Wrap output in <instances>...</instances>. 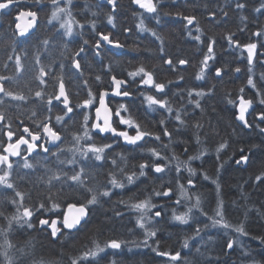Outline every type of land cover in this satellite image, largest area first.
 <instances>
[{
	"label": "trees",
	"instance_id": "16d2710c",
	"mask_svg": "<svg viewBox=\"0 0 264 264\" xmlns=\"http://www.w3.org/2000/svg\"><path fill=\"white\" fill-rule=\"evenodd\" d=\"M237 2L245 3L246 7L242 10L237 9L235 7ZM262 2L264 0H160L157 22L154 14L134 8L131 0H117L118 7L115 13L99 0H72L69 5H65L64 0H61L60 6H67L77 23L83 25V27L74 25V34L70 37L63 36V29H60L57 21L48 23V16L52 10L48 0L39 5L35 4L34 0H22V4L14 5L1 13L0 75L15 77L14 81L2 83L10 90L28 96V100L12 101L0 94V99L5 100L4 105H0V111L5 114V120L0 121V152L9 142L5 135L8 131L5 127L7 123H11V130L16 133L13 137L15 140L18 135L23 134L22 128L25 126L42 134V129H37L36 125L48 117L50 124L55 125L62 134L60 147L65 149L63 152H59L58 149L51 150L58 152L59 159L50 153H35L29 158L36 164L33 169L17 168V163L23 164L20 157L12 160L14 165L12 178L18 189L26 193V206L39 209V202L43 200L48 208L51 207L47 201V186L40 182L41 177L46 179V169L42 165L53 171L62 170L68 174L74 170L79 171L80 167L84 166L88 174L86 175L88 184L100 187L101 190L106 188L110 192V196L100 197L97 205L90 206L86 221L76 232L65 231L63 225L58 223L61 233L54 239L51 236V229L40 226L39 220L43 218L49 221L52 219L62 221V213L65 212L69 201L80 204L86 202V198H90L85 189L72 185L70 181L63 187L62 182L54 181L55 187L52 192L59 191V195L54 199L58 201L60 207L55 211L47 209L35 211L32 229L14 225L9 234L17 248H24L30 253L22 257L13 249L12 252L19 264H31L33 259L37 261L42 259L45 264H71V259L87 250L93 240L103 244L110 239L122 240L125 243L119 250L106 249L105 253L101 254L100 264H111L112 261H115V264H173L167 259L158 258L155 252L153 257L148 254L147 247L141 243L145 239L143 230L137 226L139 213L120 203L127 201L130 204L144 199H150L156 205L148 215L152 218L150 226L155 227L157 231L155 239L160 250L181 252L182 259L175 264H185V259L191 264H253V261L264 264V244L258 239L264 237V183L255 179L257 175L264 173V132L260 131V128H264V121L258 119L259 114L264 113V104L259 103L264 97L262 79L264 36L253 35L255 32L264 31V14L255 11ZM22 9L38 11L39 26L33 36L19 41L12 32V16ZM220 9L227 11L228 16L224 17ZM93 12L96 13L95 16L92 15ZM165 12L172 15H164ZM175 13H180L181 16L194 15L197 20L186 28V21ZM210 13H215V17L210 18ZM108 14L114 15L115 26L107 23ZM241 16L246 19L241 20ZM142 20L144 26L151 31H141L137 28ZM93 21L97 31L109 34L124 47L118 51L109 49L105 44L99 50L101 55L97 56L93 45L99 37L93 31L91 23ZM197 26L200 28L199 33L196 32ZM153 31L163 38V44L152 35ZM229 34H234L233 40L238 41L240 45L250 42L257 44L251 66L247 61V52L228 43L226 37ZM197 35L200 36L199 41L193 38ZM210 38L215 40L214 58L209 61L203 79L197 80L196 74L204 54L207 53ZM44 39L49 40L48 45L41 42ZM85 40L89 41L87 45L84 44ZM80 46L86 49L80 57H76L81 62L83 75L72 67V57ZM37 54L47 73L44 85L35 79L39 75V66L35 59ZM9 55L13 57L12 60L8 59ZM17 55L21 57L24 65V70L19 75L15 72ZM168 58L173 59L172 66L164 63ZM179 59H185L188 63L180 65ZM141 65L154 73L155 81L166 85L164 93L158 94L152 87L142 85L141 76L129 77L128 73ZM237 67L241 69L238 73L235 72ZM249 67L252 68L251 73L248 71ZM216 68L221 69L222 74L219 77L215 74ZM58 75H62L65 80L71 100L70 106L73 107V112L65 116L60 123H57L56 116L63 115L66 111L62 110L63 105L53 101V105L48 106L35 97V91L42 90L47 99V93H52L57 88V81L54 78ZM97 76L101 79L97 80ZM112 76L125 80L127 83L125 90L130 93L126 100L109 101L115 127L135 135L134 128L121 125L120 117L115 116L119 105L124 104L129 111H122L123 116L131 114L143 128L160 135L161 139L157 141L146 137V143L140 141L138 145H124L121 138L112 139L108 135L96 138L91 131L96 143L103 141L112 144V148L106 150V159L85 161L77 155L75 165L60 164L59 160L73 158V154L66 150L73 146V134L82 135L84 114H88V126H91L99 93L112 89ZM249 76L252 77L255 88L247 84ZM241 88L244 89L243 92L240 91ZM190 90L193 92L192 96L188 95ZM89 91L93 94L92 105L88 108H77L78 103L83 104V101L89 98ZM197 91L206 94L196 96ZM258 92L261 95H257ZM143 94L166 99L173 111L169 113L156 105L149 108ZM241 96L253 101L254 110L247 119L251 125L249 131H245L235 121ZM190 100L192 103H189ZM197 100L200 107H196ZM229 100L233 103H229ZM48 107H52L51 112L48 111ZM33 111L37 113L36 116H32ZM177 112L185 121L184 125L177 122ZM161 120L164 121V126H161ZM197 122L203 127L199 129L194 127ZM165 127L172 134L171 138L163 135ZM197 135L200 139L199 144L196 140ZM40 141L44 143L43 139ZM92 142L81 141L85 147ZM221 142H226L227 146L217 154L216 149ZM148 148H155L160 156L167 159L157 160L147 152ZM201 151H205L206 154L189 162L195 170V175L191 176L194 187H190L187 169L181 163V171L177 173L178 161L171 158L175 155L179 162H185L189 156H196ZM241 155L249 156L247 164H236L235 161ZM113 160L116 161L115 165L112 163ZM146 161L167 167L163 173H155L149 167L145 169L146 176L139 177L134 183L129 184L126 175L135 172L138 176L139 164ZM121 168H124L125 172L122 173ZM17 173L25 178L20 179ZM109 173H115L125 187L113 188L108 183ZM205 174L210 177L209 180L204 179ZM212 180H216L220 185L219 198L224 202L226 219L233 225L244 222L248 236H241L231 230L225 232L222 228L211 226L207 216H213L217 206L216 185L211 182ZM180 185L185 187L191 198L182 199L178 205L175 201L180 198ZM169 188L172 194L167 199L155 194V191ZM5 196L13 197L14 193L0 188V210L4 211L5 215H11L15 209L4 198ZM196 196H200L201 208L207 216L193 209L188 224L182 225L174 221L173 210L177 214L187 212L188 207L195 203ZM156 211L161 212L159 219L154 216ZM116 212H120L121 215H115ZM206 224L207 228L204 227ZM6 227L7 220L0 217V228ZM197 227L202 229L198 236L195 235ZM185 239H188L189 248L182 247ZM229 239L234 241L230 250L227 249ZM133 241L135 243H132ZM150 243L151 241H148L151 246L148 249L152 251V247H156L157 243L155 246ZM137 244L140 246L137 247ZM197 248L200 249L199 253L196 251ZM245 252L248 253L247 256L244 255ZM0 264H3L2 256Z\"/></svg>",
	"mask_w": 264,
	"mask_h": 264
},
{
	"label": "snow or ice",
	"instance_id": "6c2138e0",
	"mask_svg": "<svg viewBox=\"0 0 264 264\" xmlns=\"http://www.w3.org/2000/svg\"><path fill=\"white\" fill-rule=\"evenodd\" d=\"M35 4H41L44 2V0H34ZM72 0H64L65 5L71 4ZM48 3L52 5V10L50 15L48 16V23L52 24L53 21H57L59 23L60 29H63V36L70 37L74 34V25L78 27H83L82 24H78L77 21L73 18L72 12L69 10L67 6L61 7V0H48ZM131 3L134 5H137L140 9L144 10L145 12L149 14H154V18L157 19V22H159V14H160V8L159 3L160 0H131ZM22 4V0H0V13L5 12V10H8L13 5H20ZM107 4L111 6V12L115 13L118 7L117 0H107ZM235 7L237 9H244L246 7L245 3L237 2ZM220 11L223 13L224 17L228 16V12L224 11L223 9H220ZM256 12H261L264 14V2L260 4V7L255 9ZM93 16L96 15L95 12L92 13ZM164 15H172L171 13L165 12ZM176 16H179L181 19L186 21L185 27L187 28L189 25H193L194 22H196L197 18L194 15H185L181 16L180 13H175ZM215 17V13H210V18ZM114 15L108 14L107 15V23L110 25H114ZM246 17L241 16V20H245ZM24 21L23 25L21 24V21ZM38 20H39V13L38 11L34 10H18L17 14L14 17L15 21V35H18L20 37L26 36V34L29 33L30 29H35L38 26ZM92 23L93 31L96 32L97 36L99 37L98 40L94 43L93 47L96 50V55H101L100 49L106 44L110 45L113 48H123L124 45H122L118 40H114L110 37L109 34H105L102 31L96 30L95 22ZM137 28L141 31H151L150 29L146 28L144 26L143 20L140 22V24L137 25ZM196 32H200V28L196 27ZM153 36H156L158 40L161 41V44H163V38L157 35L156 32H152ZM234 34H229L226 39L228 40V43L230 45H235L236 47L242 48L243 51L247 52V61L248 64L251 66L254 61V57L256 55V49L257 44L256 43H247L244 45H240L238 41L233 40ZM253 35L260 37L264 36V31H258L253 33ZM197 41L200 40V36L197 35L193 37ZM44 45L49 44L48 39H44L41 41ZM89 41L85 40L84 44L87 45ZM215 44V40L210 38V42L207 45V53L204 54L203 59L200 63L199 71L196 74V79L201 80L204 77L205 70L208 68L209 61L214 58L213 52ZM14 50V49H13ZM86 51L85 47L80 46L77 51H75L73 57H72V67L79 72L81 75H83V70L81 66L80 60L76 59V57H80L81 53H84ZM161 53H163V47H161ZM9 60H12L13 57L11 55L8 56ZM36 63L39 66V75L35 77L36 80L39 81L41 85L46 84V81L44 80L46 73L45 67L41 64L40 56L39 54L35 57ZM164 63L172 66L174 64V61L172 58H168L164 60ZM178 63L180 65H186L188 63L185 59H179ZM7 67V65H5ZM63 68V65H61ZM24 70V65L21 62V57L19 55L15 56V72L17 75H19ZM175 70V68H173ZM50 71V69H49ZM241 69L239 67L235 68V72H240ZM248 71L251 73L252 68L249 67ZM215 74L217 77L221 76V69L216 68ZM129 77H137L141 76V84L147 85L149 87L155 88L156 92L158 93H164L166 85L164 83H160L154 80V73L151 71L146 70V68L141 65L138 67L135 71L128 73ZM57 81V88L52 93H47V99H45V92L42 90L35 91V97L43 104L52 106L53 101L58 102L59 104L63 105L62 110L64 111L63 115H57L56 121L57 123H60L64 120L65 116H68L70 113L73 112V107L71 105V100L69 98L68 89L65 84V80L62 75H58L54 78ZM97 80H100L101 78L99 76L96 77ZM112 84L115 86L112 94L116 96H124L128 97L130 96V93L127 90H121V86L126 83L125 80L118 79L116 76H112ZM182 79V77H181ZM262 79H264V76H262ZM14 76H4L0 75V94H2L3 97L8 98L12 101H27L28 96L22 94L21 92H15L10 90L5 86L4 81H14ZM171 83V81H169ZM247 84L253 88H255V84L253 82V79L251 76H249L247 80ZM85 85H87V81H85ZM241 92L244 91L243 88L240 89ZM206 93L203 91H197L195 92L196 96H204ZM108 95L106 91H101L98 96L99 106L95 108L96 118L95 121L91 123V126L89 127V116L88 114H84L83 117V133L81 134H73V146L71 148L66 149L68 152H71L73 154V158L69 160H59L60 164H69V165H75L77 163L76 156L79 155V157L85 161L88 160H95V161H103L106 159V150L112 148L111 143L107 142H100L96 143L94 141V137L91 135V131L95 130L98 132L102 137L105 136L107 133H111L114 137H121L125 143L129 145H138V142L145 141L146 137L155 139L159 141L161 139L160 135H157L151 131H148L146 128H143L140 123L132 117L131 114H129L127 117L123 116L121 113L128 112V108L124 104H120L119 108L115 111V116L120 117V124L126 125L128 128H134L135 129V135H130L128 131L124 130H118L116 127L113 126V120L112 116L113 113L110 111L109 107L105 103V98ZM144 100L147 102L149 108H151L153 105L158 106L161 109H164L165 111L171 113L173 109L169 106V103L166 99H163L162 97H157L155 95H148L143 94ZM189 96L193 95V92L190 90L188 92ZM257 95H261V93H257ZM88 99L83 101V104H77L76 107H83L88 108L93 103V94L91 91L88 93ZM5 100L0 99V105H4ZM189 103H192L190 100ZM229 103H233V101L229 100ZM259 103L264 104V97H262L259 101ZM253 104V101L251 99H245L243 96L240 97L239 100V107H238V115H236V119L243 123V126L245 128L251 127L249 121L246 119V114L248 113V109ZM196 107H200L199 101H196ZM48 111H52V107H48ZM37 113L35 111L32 112V116H36ZM258 119L264 121V113L259 114ZM5 120V114L3 111H0V121ZM176 120L179 124L184 125L185 121L182 119L181 114L179 112L176 113ZM161 126H164V121H160ZM5 127L8 128V131L5 133L7 136V140L9 141L4 147L2 152H0V188L11 190L12 193H14L13 197L5 196L4 198L8 200V202L13 206L15 209L14 213L11 215H5V212L0 210V217H4V219L7 220V227L6 228H0V256L3 257V264H19V261L17 260L16 255L13 254L12 250L15 249V252L19 253L20 256H26L30 253L26 252L24 248H17L16 245H14L9 238V234L13 229V226H18L20 228L27 227L28 229H32L34 227V224L32 222V217L35 213V211H39L40 209H47L48 211H55L60 207V204L56 199H54L55 196L59 195V191L57 193H53L52 189L55 187L54 181L56 182H62L61 187L68 181L71 182L72 185H75L78 188L85 189L86 192L90 194V198H86V202L77 204L76 202L69 201L67 203V211L63 212V219L62 221H59L57 219H52L49 221V219H40L39 224L40 226H47L51 229V236L56 239L58 238V234L61 233V228L58 227V223H62L63 228L69 230L76 229L78 226L81 225V222L85 220V218L89 215V208L90 206L97 205L99 203L100 197H108L110 196V192L105 188L104 190H101L100 187H92L88 184L86 180V175H88L85 171V167L81 166L79 171H73L71 174H68L66 172H63L62 170H56L53 171L51 168H48L46 165H42L46 169V179L44 177L40 178V182L45 184L47 186V201L51 204V207L48 208V205L41 200L39 202V209H36L34 207L26 206L25 204V197L26 193L21 192L16 182L13 180V162L11 160L12 157H20L23 160V164L20 165L17 163L16 167L23 169H33L36 167V164L32 163L29 160V156L37 149H41L45 153H50L52 156L58 157V152L51 151V149L48 147L49 144L54 145L57 147L59 152L65 151L64 148H61L58 142L62 141V134L58 129H56L55 125L50 124V117L41 120L37 123L36 127L37 129H42V134L40 131H32L29 127L25 126L22 128L21 135H18L15 140H13V137L16 135L11 130V123H7ZM194 127L197 129L202 128L203 126L197 122ZM261 132H264V128H260ZM163 135L166 137L171 138V133L167 130V128H164ZM27 137H30L31 139H27ZM44 140V143H37L40 140ZM93 141L92 143H89L86 147L81 143V141ZM197 143H200L199 136H196ZM147 141H145L146 143ZM26 146V147H22ZM226 142H221L219 146L216 149L217 154L221 150H223L226 147ZM167 147V145H166ZM187 151V148L185 149ZM27 153L25 155L24 153ZM147 152L150 153V155L157 160L161 159H167L165 157L160 156L159 152L155 148H148ZM241 152H243V149H241ZM91 154V155H90ZM205 151H201L196 156H189L188 161L185 162H179V158L177 156H173L171 159L177 160L178 164L176 167L177 173L181 171V163H183V167L187 169L189 173V179H188V185L190 187H194L193 181L191 179V176L195 175V170L190 166V161L194 159H199L200 156L205 155ZM123 159V157H122ZM217 159H219V155L217 156ZM249 161V156L247 155H241L239 159H237L235 162L237 165H240L241 163L247 164ZM39 163V161L37 162ZM113 165L116 164V161H112ZM223 165L221 164L220 167ZM139 174L137 176V173L132 172L131 174L126 175V180L129 184L134 183L135 179H138L139 177L146 176L145 169L151 167V170L155 173H163L165 171V168L167 165L162 166L159 163L155 162H143L139 164ZM120 171L123 173L125 172L124 168H121ZM220 168H217V173H219ZM20 179H24L25 177L23 175H20L17 173ZM94 178V177H92ZM205 180H209L210 177L205 174L204 175ZM256 181L264 183V173H261L260 175L256 176ZM213 184L216 185V193H217V206L214 210L213 216H207V213L201 208V198L200 196L195 197V203L191 204L190 207H188V211L177 214L175 210H173V216L172 219L179 224H188L190 219V213L193 209H196L197 211L201 212L202 215L207 216V218L211 221L212 227H219L225 230L227 232L228 230L234 231L241 236H248L249 233L246 231L244 222H240L239 224L233 225L231 224L225 217V211H224V202L221 200L220 197V185L216 180L211 181ZM108 183L112 185L113 188H124L125 185L123 181H121L115 173H109L108 177ZM177 183H179V178L177 179ZM180 189V198L175 201L176 204H180L182 199H190L188 191L185 189L183 185L179 186ZM155 194L157 196H164V197H170L172 194V190L165 189L163 191H155ZM30 195V194H29ZM120 203H124L127 207H129L132 211L138 212L139 217L137 218V226L143 230L145 239L141 242L143 246L145 247H151L148 244V240L151 238L156 237L157 231L155 227H151L152 225V218L148 215L150 212H152L153 208H156V205L152 203L150 199H144L140 200L138 202L134 203H128L127 201H120ZM115 215L120 216V212H116ZM155 217H160L161 212L156 211L154 213ZM205 228L208 227V225H204ZM202 229L200 227H197L195 229V235L198 236ZM191 239V237L189 238ZM260 242L264 244V237H259ZM125 243V241L117 240V239H110L106 240L101 244L98 240H93L92 245L87 248V250L80 253L78 256L71 259V264H100V259L102 258L101 254L105 253L106 249H113V250H119L121 249L122 245ZM132 243H135L134 241ZM234 245V241L229 239L227 241V249H232ZM137 247L140 246V244L136 245ZM183 248H189L188 239H185L182 244ZM152 251L155 252L157 256L165 257L168 261L175 262L180 261L182 259L181 252L176 251L175 253H172L167 250H160L158 242L156 247H152ZM197 253L200 252V249H196ZM244 255H248L247 252L244 253ZM31 264H45V262L41 259L39 261L33 259L31 261ZM111 264H115V261H112ZM185 264H191V262L187 261L185 259ZM253 264H257V262L253 261Z\"/></svg>",
	"mask_w": 264,
	"mask_h": 264
},
{
	"label": "water",
	"instance_id": "95a60500",
	"mask_svg": "<svg viewBox=\"0 0 264 264\" xmlns=\"http://www.w3.org/2000/svg\"><path fill=\"white\" fill-rule=\"evenodd\" d=\"M101 2L104 3L105 0H101ZM132 5H133L134 8L139 9V10H142V9H140L137 5H134V4H132ZM108 6L111 8L110 5H108ZM142 11H144V10H142ZM0 14H1V13H0ZM23 23H24V21L22 20V21H21V24L23 25ZM38 25H39V20H38ZM37 28H38V26H37L35 29H30L29 33L26 34V36H24V37H20V36L17 35V38H19V39H21V40L28 39L30 36H32V35L37 31ZM14 31H16V30H15V26H14ZM106 46H107L109 49H112V50H118V51L121 50V48H119V49H118V48H113V47H111L110 45H106ZM126 87H127V84L125 83L124 85L121 86V89L126 88ZM114 88H115V86H113V88H112L109 92H107L108 95H107L106 98H105V103H106V105H107L108 107H109V101H110V100H115V99L126 100V99L129 98V96H128V97H124V96H116V95H113L112 92H113ZM155 92H156V90H155ZM156 93H158V92H156ZM158 94H161V93H158ZM98 106H99V101H98V99H97V105H96V107H98ZM96 107H95V108H96ZM238 107H239V105H238ZM238 107H237V115H238ZM95 108H94V110H93V122L95 121V118H96ZM109 109H110V107H109ZM253 110H254V106L251 105V107L248 109V113L246 114V119H248V117L251 115V113L253 112ZM110 111L112 112L111 109H110ZM112 113H113V112H112ZM112 120H114V116H112ZM235 121H236V123H237L240 127H242L245 131H249V130H250L249 128H245V127L243 126V123L240 122V121H238L236 118H235ZM94 132H95L97 135H100V134H99L98 132H96L95 130H94ZM100 136H101V135H100ZM30 139H31V138H30ZM37 143H39V141H38ZM58 143H59V145H60V144L62 143V141H61V142H58ZM123 144H124V145H129V144L125 143L124 140H123ZM22 147H26V146H22ZM48 147H49L51 150L57 148L56 146L51 145V144H49ZM34 153H35V151L31 154V156H33ZM42 154H47V153H45V152L42 151ZM26 155H27V154H26ZM31 156H29V158H30ZM18 158H19V157H12L11 159H12V160H16V159H18ZM164 198H169V197H164ZM65 211H67V208H66ZM155 218H156V219H159V217H155ZM86 219H87V218H85V220L81 222V225L84 224V222L86 221ZM81 225H80V226H81ZM80 226H78L76 229L71 230V233L76 232V231L79 229ZM63 229H64V228H63ZM64 230L69 232V230H67V229H64ZM228 250H230V249H228Z\"/></svg>",
	"mask_w": 264,
	"mask_h": 264
},
{
	"label": "flooded vegetation",
	"instance_id": "af4514ba",
	"mask_svg": "<svg viewBox=\"0 0 264 264\" xmlns=\"http://www.w3.org/2000/svg\"><path fill=\"white\" fill-rule=\"evenodd\" d=\"M1 15V14H0ZM12 23H13V26H12V32L14 33V36L17 38V35H15V31H14V22H13V19H12ZM39 26V25H38ZM36 33V32H35ZM34 33V34H35ZM33 34V35H34ZM32 35V36H33ZM31 37V36H30ZM26 40V39H25ZM23 41V40H22ZM111 84H112V79H111ZM127 84V83H126ZM113 84H112V88H113ZM149 87V86H148ZM149 88H151V87H149ZM126 88H123V89H121L122 91L123 90H125ZM153 91L155 92V88H153ZM115 100H117V99H115ZM113 116H114V114H113ZM114 121V120H113ZM92 122H93V119H92ZM91 122V123H92ZM113 126L115 127V123H113ZM117 128V127H116ZM118 129V128H117ZM119 130V129H118ZM92 133H93V135H95L96 136V138H98V137H102V136H100V135H97L95 132H94V130H92ZM105 135H108V136H111V138L112 139H114V138H116V137H114V136H112L111 135V133H107V134H105ZM27 138V137H26ZM117 138H121V137H117ZM27 139H29V138H27ZM122 139V138H121ZM30 140V139H29ZM122 141H123V139H122ZM39 143H43V142H41V141H39ZM57 149V148H56ZM56 149H53V150H56ZM37 152H40V153H42V150L41 149H39V148H37L36 150H35V153H37ZM34 153V154H35ZM25 155L27 154L26 152L24 153ZM12 160V159H11ZM165 199H167V198H165ZM148 241H151V245L152 246H155L156 245V243H157V241H156V239H155V237L154 238H151V239H149ZM146 251L148 252V254L150 255V256H155L154 254H153V251H151V249L149 248L148 249V247L146 248ZM158 258H161V259H167V258H165V257H160V256H157Z\"/></svg>",
	"mask_w": 264,
	"mask_h": 264
},
{
	"label": "bare ground",
	"instance_id": "6f19581e",
	"mask_svg": "<svg viewBox=\"0 0 264 264\" xmlns=\"http://www.w3.org/2000/svg\"><path fill=\"white\" fill-rule=\"evenodd\" d=\"M100 1V3L101 4H104V5H107L108 6V4H107V0H105V2L104 3H102L101 2V0H99ZM132 4V3H131ZM14 6V5H13ZM13 6H11V7H13ZM133 6V5H132ZM108 8H110L109 6H108ZM111 9V8H110ZM22 10H25V9H22ZM6 11V10H5ZM17 13H15L13 16H12V19H13V22H14V26H15V21H14V17H15V15H16ZM13 24V23H12ZM17 40H19V41H22L21 39H19V38H17Z\"/></svg>",
	"mask_w": 264,
	"mask_h": 264
},
{
	"label": "rangeland",
	"instance_id": "374dc122",
	"mask_svg": "<svg viewBox=\"0 0 264 264\" xmlns=\"http://www.w3.org/2000/svg\"><path fill=\"white\" fill-rule=\"evenodd\" d=\"M60 224V223H59ZM61 225H62V223H61ZM59 227V226H58Z\"/></svg>",
	"mask_w": 264,
	"mask_h": 264
}]
</instances>
